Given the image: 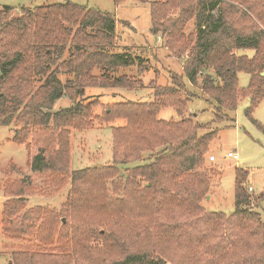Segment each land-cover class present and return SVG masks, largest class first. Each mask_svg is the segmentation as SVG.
<instances>
[{
	"label": "trees",
	"instance_id": "16d2710c",
	"mask_svg": "<svg viewBox=\"0 0 264 264\" xmlns=\"http://www.w3.org/2000/svg\"><path fill=\"white\" fill-rule=\"evenodd\" d=\"M12 10L0 9V125L16 126L11 140L25 145L32 172H60L69 129L92 124L95 102L85 90H139L146 63L130 47L116 46V20L108 12L69 0L22 8L20 15L9 17ZM250 14L264 25V0L150 3V32L167 38V49L182 69L169 83L154 86L156 100L114 102L99 117L103 123L124 122L111 127L112 160L72 173L68 209L75 214L80 205L77 185L89 194L83 184L91 177L96 183L92 193L97 191L100 198L98 214L105 215L99 221L106 226L73 227L67 243L70 253L15 250L8 264H164L154 254L162 253L164 245L191 264H264V224L251 210L252 201L259 203L264 193L249 194L248 170L236 168L232 213L204 209L199 201L209 192L213 172L202 167L215 130L199 135L207 124L196 123L187 112L190 99L177 94L187 88V80L211 101L216 120L228 117L242 98L248 99L245 114L251 116L264 98V28ZM190 20L194 34L186 36L183 31ZM133 67L135 74L123 72ZM240 72L249 75L246 87L238 84ZM61 97L72 104L53 111ZM165 107L173 108L178 119H159ZM261 130L264 133V127ZM145 152L152 155L151 162L121 174V166L142 160ZM108 180L110 190L105 186ZM9 212L11 217L4 210L0 214V230L17 239L32 231V216L40 210ZM44 225L38 226L35 237L48 243V229L54 230L43 233ZM242 236L252 244L241 241ZM89 237L101 245L91 246ZM237 248H243L240 256ZM68 254H73L72 262Z\"/></svg>",
	"mask_w": 264,
	"mask_h": 264
},
{
	"label": "rangeland",
	"instance_id": "374dc122",
	"mask_svg": "<svg viewBox=\"0 0 264 264\" xmlns=\"http://www.w3.org/2000/svg\"><path fill=\"white\" fill-rule=\"evenodd\" d=\"M66 0H0V9L4 6L12 7L9 17L20 15L22 8H33L35 6L51 4ZM88 8L108 12L115 17V44L117 47L128 46L133 54H141L146 63L142 79V88L139 90H124L121 88H90L85 90V95L95 104L91 108V125L84 129H69L68 153L62 171L32 172L28 168V154L24 144L12 142V129L10 126L0 125V214L4 211H15L21 215L26 212L34 213L40 210L38 215L32 216L33 229L23 237L9 239L0 230V264L10 262L11 253L15 250L28 251H50L63 250L70 253L67 248L68 241H71L73 227L82 229L104 228L106 223L99 220L104 218L98 214L97 204L100 198L94 190L95 181L91 177L86 178L83 188L89 194L84 193L77 185L80 192V205H76L75 214L72 215L68 204L72 199V173L86 168L105 165L112 160V134L111 127L123 125L122 120H115L111 123H103L99 120L102 111L118 101H145L151 102L154 99V86L169 83L171 76L181 73L179 60L175 59L166 46L165 37L159 34L152 35L150 32V3L153 1L162 2L165 0H69ZM177 12V11H176ZM257 26L264 28L253 15ZM184 35L194 34L193 20L188 21ZM247 54L252 51L245 50ZM170 53V54H169ZM135 68L127 74H135ZM64 80V76L59 75ZM240 87H246L249 75L240 72L237 75ZM199 83V82H198ZM186 89H178V96L189 98L188 113L199 125H206V128L199 130V135L215 130L213 139L209 142L207 153L204 157L203 170L211 171L212 183L209 192L200 199L199 203L206 211H221L225 214L232 213L234 209V179L235 169L243 168L248 170V193L257 196L264 193V98L253 108L251 116L245 114L250 104L247 98H242L235 111L229 112L228 117L216 120L213 113V104L207 100L197 86L189 85L186 80ZM67 97H61L55 101L53 111L71 105ZM97 117V119H95ZM157 117L165 121L178 119L171 107L161 108ZM261 126V127H260ZM54 147V146H53ZM232 152L236 158L228 157L227 153ZM213 156V160L210 159ZM153 159L150 152L142 154V160L123 165L120 167L121 174L126 176V168H133L151 162ZM13 168V169H12ZM111 181L105 183L110 190ZM144 182L141 183V186ZM96 186V185H95ZM4 187V188H3ZM251 187V189H250ZM93 203V204H92ZM15 206V209L12 207ZM251 210L258 213L261 222L264 224V199L252 201ZM6 209V210H5ZM14 217V216H13ZM64 220L65 223L63 222ZM14 221V220H13ZM54 223V225H53ZM64 223V224H62ZM40 224H45L43 233L48 228L54 230L49 237L48 243L37 241L35 235ZM3 224L0 223V229ZM89 237L91 246L98 243ZM241 241L251 242L247 237L242 236ZM94 242V244H93ZM69 244V243H68ZM101 245L100 243H98ZM252 244V242H251ZM122 245L117 248L122 251ZM162 253H155L164 264H191L190 261L180 254H176L169 246L164 245ZM231 251L233 249L229 248ZM236 253L240 256L242 250L237 248ZM73 260V254H68Z\"/></svg>",
	"mask_w": 264,
	"mask_h": 264
},
{
	"label": "built area",
	"instance_id": "2783aa9c",
	"mask_svg": "<svg viewBox=\"0 0 264 264\" xmlns=\"http://www.w3.org/2000/svg\"><path fill=\"white\" fill-rule=\"evenodd\" d=\"M227 156L228 157H232V158H236L237 157V155L235 153H232V152H228ZM210 159H213V156H210ZM250 189H251V187H250Z\"/></svg>",
	"mask_w": 264,
	"mask_h": 264
},
{
	"label": "crops",
	"instance_id": "0c3cea01",
	"mask_svg": "<svg viewBox=\"0 0 264 264\" xmlns=\"http://www.w3.org/2000/svg\"><path fill=\"white\" fill-rule=\"evenodd\" d=\"M156 37L158 38V36L156 35Z\"/></svg>",
	"mask_w": 264,
	"mask_h": 264
}]
</instances>
